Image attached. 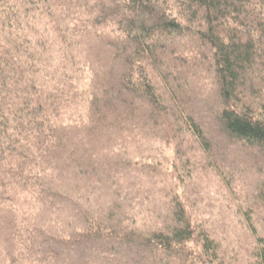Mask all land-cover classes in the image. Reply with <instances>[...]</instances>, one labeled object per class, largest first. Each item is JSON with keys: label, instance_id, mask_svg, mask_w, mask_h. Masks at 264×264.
Segmentation results:
<instances>
[{"label": "trees", "instance_id": "16d2710c", "mask_svg": "<svg viewBox=\"0 0 264 264\" xmlns=\"http://www.w3.org/2000/svg\"><path fill=\"white\" fill-rule=\"evenodd\" d=\"M194 173L264 264V0H0V264H240Z\"/></svg>", "mask_w": 264, "mask_h": 264}, {"label": "rangeland", "instance_id": "374dc122", "mask_svg": "<svg viewBox=\"0 0 264 264\" xmlns=\"http://www.w3.org/2000/svg\"><path fill=\"white\" fill-rule=\"evenodd\" d=\"M169 156L167 158L171 161L170 157L173 156V149L167 150ZM169 161V162H170ZM252 167H248L251 169ZM247 175V174H246ZM250 181H255L254 176L259 177L257 174L251 176L247 175ZM194 178L186 179L190 182V187L193 188L192 195L189 191L186 192L185 202L187 207L191 208L190 217L194 223L201 225L205 221L204 226L210 230L214 235L223 241V244L227 246L228 241L233 242L236 250L242 254L239 263L240 264H253L252 261L247 257L245 249L250 243L255 242L256 236L251 235V232L246 228L244 218L242 215H231L232 210L230 209L232 201L229 200L228 193L221 190L223 188L219 185L220 178L214 177L213 179L207 178L205 174L194 173ZM210 177V175H209ZM260 178V177H259ZM184 190V189H183ZM182 190V191H183ZM199 192V193H197ZM227 194V195H226ZM230 218V220L228 219ZM264 215L257 217L253 224L257 230V236L264 237ZM231 224V228H230ZM228 225V226H226Z\"/></svg>", "mask_w": 264, "mask_h": 264}]
</instances>
